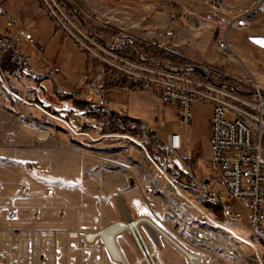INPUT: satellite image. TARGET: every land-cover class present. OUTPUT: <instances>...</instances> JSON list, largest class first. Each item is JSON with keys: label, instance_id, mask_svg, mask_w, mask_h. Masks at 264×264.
<instances>
[{"label": "crops", "instance_id": "crops-1", "mask_svg": "<svg viewBox=\"0 0 264 264\" xmlns=\"http://www.w3.org/2000/svg\"><path fill=\"white\" fill-rule=\"evenodd\" d=\"M0 2L3 3L0 15L5 19L0 32L6 29L7 21L11 20L12 25L9 28L11 31L17 27H24L30 29L34 35L33 44L23 40L19 43L21 50L32 56V68L40 72L49 66L59 67V72L53 79L34 81L24 76L12 63L5 69L0 66V81L3 86L5 84L9 86L15 95V103L30 118L43 122L66 119L76 124L82 132L91 130L92 139H95L93 144L101 146V152L92 158L75 156L77 162L75 166L66 164L67 156L61 151H53L42 160L44 167L49 164L50 170L41 174L30 198L53 200L54 204L46 209L43 217L40 207L34 206L39 208V216L33 223L34 230L31 235L38 243L47 264H147L130 229L122 228L115 235L121 259L113 258L99 237L83 246V236L69 237L67 234L69 231L77 230L95 231L113 223L132 220L137 221L135 227L149 250L150 261L154 264H191L187 253L203 255L220 253L221 259L215 264H264V240H261V234L253 232L259 239L248 237V233L236 225L238 218L226 213L221 205L204 199L197 190L196 182L187 177L181 163L172 165L166 160L163 149L160 155H156L152 151V146L143 144L141 130L134 123L140 121L137 115L154 109L159 125L165 122L169 114H173L174 119H177L175 105L163 101L158 91L130 90L116 86L107 87L117 90L119 99L113 98L115 101L107 100L103 90L108 104L107 109L86 102L84 95L88 94V84L83 83L82 75L89 66L87 55L72 36L55 22L49 9L40 0ZM260 13L264 15V11L259 12L248 29L238 30L246 34L245 41L236 44L239 53L231 50L232 43L228 39L231 54L216 49L214 45H211L210 54H202L200 45L182 47V54L176 53L170 46L161 48L192 63L207 66L209 73L229 77L232 81L242 82L247 87L249 86L247 77H253L256 82L258 75L264 77V72L261 71L264 70V45L261 43L264 41V25L259 20ZM225 32L227 37L226 29ZM157 46L160 47L159 44ZM73 59L76 61L72 69L70 64ZM230 63H233V66H229ZM59 65L68 71L67 76L62 73ZM128 78L133 79L131 76ZM56 87L65 93L81 88V99L62 96L56 91ZM255 89L260 88L257 86ZM5 92L10 97L8 90ZM142 95L146 96L142 97L147 99L146 103L141 100ZM23 99L26 102L22 101ZM127 99L129 102H125ZM143 103L145 107L142 106ZM158 104L165 106V109L159 111ZM200 106L203 109L200 113L201 125L199 118H196ZM192 112L189 129L192 137L197 130H202L201 133L209 145L211 101L197 99ZM93 123H97L99 128H93ZM132 123L134 125L130 126ZM188 135L186 141L184 139L188 156L186 162L190 163L195 177L202 179L213 175L208 158L205 165L199 164L198 145L193 140L188 143ZM144 147L147 156L142 151ZM51 161L54 162V166ZM154 165L159 170L155 169ZM168 177L177 179L181 192L167 186ZM26 183L24 176L9 181L6 177L0 178L3 195L11 187L14 188L16 194L13 196V202L16 197L21 198L22 186L27 187V192L30 190V183L25 185ZM47 187L52 188L51 196L46 195V189H49ZM208 203L218 210L208 207ZM238 204L239 202L233 201L231 207ZM63 205L66 206V215L61 218L59 208ZM152 207L155 210L152 211ZM202 210L207 212L206 216L202 215ZM218 211L223 219L218 217ZM96 215L97 222L94 221ZM5 221L6 219L2 220L0 225H7ZM217 226L228 227L232 232L242 234L240 239L233 242L237 255H228L225 252V243L213 234L215 233L213 227ZM10 227L16 225L7 226L6 229L0 227V241H3L1 240L3 231L4 240L16 245L19 239L9 235ZM49 229L54 233H49ZM198 230H202L203 234L196 238L193 234ZM55 241L58 243L56 247Z\"/></svg>", "mask_w": 264, "mask_h": 264}, {"label": "rangeland", "instance_id": "rangeland-1", "mask_svg": "<svg viewBox=\"0 0 264 264\" xmlns=\"http://www.w3.org/2000/svg\"><path fill=\"white\" fill-rule=\"evenodd\" d=\"M41 1L47 8L48 5L51 8H54V3H56L60 10L73 24L79 26L80 29L83 28L82 31L85 32V34L97 37L96 42L100 47H96L95 50L99 54L115 63V65L123 67L128 71H136V69L127 63H123L122 60L134 62L137 59L138 51L141 48L143 57L146 59L143 62L148 63L154 58V55L151 54V49L145 45H141L138 41L128 40L130 36L137 40L141 38L147 39L151 42L143 41L153 45L159 44L160 47L170 46L179 54H182V47H191L193 45L202 46V54H210L212 53L211 45H214L216 49H220L217 40L225 33L222 18H232L234 16L233 13L224 10L219 11L220 16H215L201 0ZM223 1L225 3L235 4L242 0ZM259 17L261 24L264 25V15H261L260 13ZM4 22V17L0 15V29L3 28ZM197 22L200 23L199 27H195ZM68 26L71 28L70 25ZM245 35L244 32L238 30H227V39L232 43V51L239 53L236 44L245 41ZM118 38H121L123 41L118 42ZM102 42H104L105 45H103ZM113 43H116L117 45L114 48H112ZM81 50L86 53L88 58V52L82 48ZM227 54L230 53L227 52ZM227 54L223 55L226 56ZM158 57L160 58V61H163L162 64L166 63L167 60L162 59L161 55ZM179 58L183 57L179 55ZM235 60L239 63L237 58H235ZM75 61L76 60L73 59L70 64L72 69L75 65ZM96 64L100 67V70H102L103 73L101 86L104 90L105 97L107 100L111 99V101H115L113 98L118 100L119 94L115 88L107 89L103 87L106 73L105 68H112V72L121 71L126 76H130V74L119 70L115 66L107 64L99 58L89 61V66L84 73H86L92 65ZM145 65L147 66V64ZM59 66L62 73L67 76L68 71L65 70L64 66ZM174 66L179 67L181 65ZM229 66H233V63H230ZM261 71L264 72V70ZM144 73L148 76L150 75L149 72ZM247 80L249 81V86H252L253 88L258 86L260 89H263L262 87H264V77L261 78L258 75V83L253 80V77H247ZM83 83L87 84L86 82ZM143 89L149 92H157L155 87L149 82L145 83ZM248 90H251V88L248 87ZM5 91H7V88L5 85L3 86L0 81V178L6 177L9 181L13 180L15 177L20 178L24 176L27 183H30V190H28L25 198H15L14 203L17 206L18 213L15 219H9L6 215L7 207L10 202H12V197L16 194L14 188L11 187L4 193L3 197L0 198V222L6 219L7 222L5 221V223L8 224L0 225V227L6 229L7 226L16 225V227L21 228L24 231L25 236L28 234L30 236L34 230L33 223L38 219L37 217H34V206L37 205L40 207L41 217H43L46 209L54 204L53 200L30 198L33 193V188L35 189V184H37L41 178V174L50 170L49 164L44 167L42 163L43 158L46 155L50 156L53 151H61L67 156L66 164L75 166L77 163L74 158L75 156L83 155L87 156V158H92V156L101 152V146L99 147L93 144L95 139H92L93 135L91 130L82 132L76 124L66 121V119H52L43 122L30 118L22 112V108L6 95ZM114 93L116 94L113 95ZM143 96L145 95L141 96V100L146 103L147 99L142 98ZM80 99L81 98H78V100ZM85 100L87 101V99ZM128 100L129 99L125 102H129ZM142 106L145 107V104L143 103ZM153 108L155 107L153 106ZM157 109L159 111L163 110L165 109V106L158 104ZM201 111H203V109L200 106L196 115V118H199L200 125ZM204 111L206 110L204 109ZM137 118L142 121L134 123H136L137 127L141 130L140 136L144 140L143 144H145V146L149 144L152 146L153 153L160 155L162 148V145H160L161 139H165L168 133L178 130L177 119H174L173 114H169L164 123L157 125L158 120L154 109L146 111L145 114H138ZM134 123L129 125L132 126ZM201 132L202 130H197L192 137L191 130H189L188 143L192 142L190 140H193V142L198 145V153L200 156L199 164L205 165L209 156V145L207 139L203 137ZM262 147L264 155V135L262 137ZM142 151L145 156L148 155L145 147L142 148ZM165 157L167 158L166 153ZM97 161L99 163L98 159ZM50 163L54 166L53 161ZM99 167L101 168V165ZM154 167L159 170L156 165H154ZM27 183L25 185H27ZM167 186L172 189L168 182ZM231 209L233 214L239 216L236 225L241 230H245L249 235L248 237L259 239L247 227L248 209L246 205L239 203L238 205L231 207ZM213 230L215 231L213 234L217 236V239L219 238L225 243V252L228 255H237L233 242L234 240L240 239L242 234L234 233L228 229V227L226 228L224 226L213 227ZM257 232L261 234L259 230ZM246 239L248 238L246 237ZM1 240L3 241H0V253L3 255H6L11 251L12 255H19V258L24 263H26L28 258H31L33 264H38L37 253L40 252L38 243L35 242L34 250L28 252L24 247L19 245L20 243H16L15 245L8 240H4L3 231L1 232ZM229 250H233L234 254H229ZM45 264H47L46 258Z\"/></svg>", "mask_w": 264, "mask_h": 264}, {"label": "built area", "instance_id": "built-area-1", "mask_svg": "<svg viewBox=\"0 0 264 264\" xmlns=\"http://www.w3.org/2000/svg\"><path fill=\"white\" fill-rule=\"evenodd\" d=\"M201 1L207 5L209 11L215 16H220L219 11L221 10L234 14L232 18H222L226 31L228 29H248L251 21L257 17L258 13L264 11V0H242L235 4L225 3L223 0ZM48 8L55 22L72 36L80 48L88 52L89 61L99 58L107 64L130 74L133 78L151 83L163 101L176 106L178 130L169 133L165 140L160 143V145L168 146L169 158H166V160L176 165L181 163L187 177L196 182V184H200V187L207 191V197H215V203L227 207L229 215L233 218L239 219V216L233 214L231 203L237 201L245 204L248 209V228L259 229L261 240H264V155L262 147V137L264 135V90L255 89L252 86L246 87L244 83L239 81H235L233 83L234 87H230L227 82L220 79L219 74L209 73L208 67L203 64L197 65L207 72L208 77L205 79L196 77L190 66L177 67L167 62L158 64L153 59L148 63L143 62L146 59L143 57L142 48L138 51L137 59L134 62L122 60L123 63H127L136 69V71H128L99 54L95 50L96 47H100L96 42L97 37L85 34L82 31L83 28L80 29L79 26L73 24L56 3H54V8L49 5ZM2 11L3 3L0 2V13ZM199 24L197 22L195 27H199ZM6 25V29L0 32V37H4V44H0V66L2 57L7 56L14 67L27 78L34 81L53 79L59 72V67L49 66L43 71H35L32 68V56L23 52L19 46L22 40L29 44L34 43L32 31L24 27H17L11 31L9 29L12 25L11 20H8ZM128 40H133V37L130 36ZM117 41L123 40L118 38ZM217 42H220L222 51L232 53L226 32L223 37L218 38ZM102 44L105 45L104 42ZM115 46H117L116 43H113L112 48ZM144 72H149L150 75L148 76ZM82 79L88 84V94L84 95V99H88L89 103L98 107L108 106L101 86L103 73L100 67L97 64L92 65L82 75ZM5 87L12 101L16 102L15 95L9 86L5 84ZM248 87L251 90H248ZM56 91L62 96H69L73 99L81 98L80 88L65 93L59 87H56ZM199 98L211 101L208 160L212 165L213 175L205 176L202 179L195 177L190 163L186 162L188 156L184 144V139L186 141L190 129L193 105ZM22 101L26 102L25 99ZM92 127L99 128V125L93 123ZM168 180L174 190L181 192V186L177 179L168 177ZM26 194L27 187L22 186L21 197L25 198ZM46 195H52V188L47 189ZM1 197H3V187L0 185ZM153 210H155L154 207H152ZM201 213L203 216L207 215V212L203 210ZM17 214V206L13 202L12 197V202L7 207L6 215L9 219H15ZM65 215L66 206L63 205L59 208V217L63 218ZM38 216L39 208L35 207L34 217ZM94 221H98V215L94 217ZM130 230L142 258L146 260L147 264H152L153 262L148 260L150 253L144 244L140 232L135 226L131 227ZM8 232L10 236L17 237L19 245L28 252L34 250L35 241L32 235L25 236L24 231L18 227L10 228ZM48 232L54 233L52 229H49ZM67 234L69 237L83 236V246L94 240L87 237L86 230L69 231ZM202 234L203 231L198 230L193 236L197 238L201 237ZM54 245L56 247L58 243L55 241ZM228 253L234 254L233 250H229ZM220 259V253L199 254L201 264H214ZM37 263L45 264V256L41 252L37 253ZM190 263L192 264L191 260ZM0 264H33V260L28 258L26 263H24L19 258V255H12L10 251L6 255L0 253Z\"/></svg>", "mask_w": 264, "mask_h": 264}, {"label": "trees", "instance_id": "trees-1", "mask_svg": "<svg viewBox=\"0 0 264 264\" xmlns=\"http://www.w3.org/2000/svg\"><path fill=\"white\" fill-rule=\"evenodd\" d=\"M41 2V0H40ZM134 41H138L141 45L147 46L149 49H151V54L154 55L153 60L158 63L162 64L163 61H160V58L158 57L161 55L162 59H166L171 65H181L179 67H185V66H190L192 68L193 74L200 78V79H205L208 77L207 72L199 65L192 63L184 58H179V55L168 52L167 50L153 44H149L142 39H133ZM11 64L9 58L7 56H3L1 59V66L5 69L8 68V66ZM113 69L106 67L105 68V81H104V88L107 87H120V88H127L130 90H135V89H143L145 85V81L142 79H129L128 76H126L123 72H112ZM117 73V74H114ZM222 81H225L228 83L230 87H234L232 79L226 76H220ZM208 207H210L213 210H218V208L214 207L212 204H207ZM218 217L220 219H223L222 214L220 211H218Z\"/></svg>", "mask_w": 264, "mask_h": 264}, {"label": "bare ground", "instance_id": "bare-ground-1", "mask_svg": "<svg viewBox=\"0 0 264 264\" xmlns=\"http://www.w3.org/2000/svg\"><path fill=\"white\" fill-rule=\"evenodd\" d=\"M0 44H4V37H0ZM218 47H220V42L218 43ZM75 100H78V98H75ZM86 101V100H85ZM89 103V100L87 101ZM101 108L107 109L108 106H104ZM164 152L166 153L167 157L169 158V149L167 145H162V148ZM172 165H176L175 163H172ZM197 190L198 192L206 199V201H209L210 203H215V197H207V191H204L200 187V184H197ZM223 207L224 211L229 214V209L227 207H224V205L219 204ZM221 207V208H222ZM137 221L132 220L128 222H117L113 223L111 225H108L102 229H98L95 231H86V235L89 239H95L96 237H99L105 244L106 248L108 249L110 255L115 259H121L119 250L117 248L116 242H115V235L118 231H120L122 228L131 229V227L136 226ZM135 229V228H134ZM250 230L254 233H256L259 229H251ZM187 256L191 260L192 264H201L199 260V254L197 253H187ZM148 260L150 261V257H148Z\"/></svg>", "mask_w": 264, "mask_h": 264}, {"label": "snow or ice", "instance_id": "snow-or-ice-1", "mask_svg": "<svg viewBox=\"0 0 264 264\" xmlns=\"http://www.w3.org/2000/svg\"><path fill=\"white\" fill-rule=\"evenodd\" d=\"M261 43H264V42H261Z\"/></svg>", "mask_w": 264, "mask_h": 264}, {"label": "water", "instance_id": "water-1", "mask_svg": "<svg viewBox=\"0 0 264 264\" xmlns=\"http://www.w3.org/2000/svg\"><path fill=\"white\" fill-rule=\"evenodd\" d=\"M153 264V263H152Z\"/></svg>", "mask_w": 264, "mask_h": 264}]
</instances>
